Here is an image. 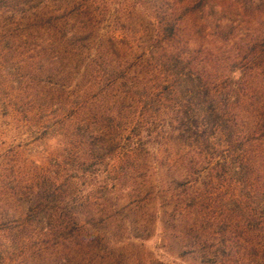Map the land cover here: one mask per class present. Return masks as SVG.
I'll use <instances>...</instances> for the list:
<instances>
[{
	"label": "trees",
	"instance_id": "trees-1",
	"mask_svg": "<svg viewBox=\"0 0 264 264\" xmlns=\"http://www.w3.org/2000/svg\"><path fill=\"white\" fill-rule=\"evenodd\" d=\"M59 2L57 9L41 7L30 16L26 37L29 45H58L55 61L39 57L21 66L24 96L46 112L41 122L53 127L50 139L61 147L76 144L81 162L94 166L99 156H109L105 143H97L106 134L97 127L106 118L98 103L114 93L121 109L135 90L133 103L143 107L157 95L175 142L188 151L185 185L198 182L190 179L198 164L208 165L201 189L187 195L190 208H183L177 229L185 253L204 264H264V0H139L145 9L152 2L154 24L140 49L103 26L98 0ZM91 90L103 101L92 103ZM71 109L78 110L73 122L64 118ZM228 187L233 190L225 194ZM36 193L24 201V213L44 221L54 212L49 204H73L67 195L57 199L48 182ZM217 200L219 212L212 213ZM74 219L59 227L72 230L63 245L76 250L73 264L123 263L103 234ZM50 226L46 222L45 229Z\"/></svg>",
	"mask_w": 264,
	"mask_h": 264
},
{
	"label": "rangeland",
	"instance_id": "rangeland-1",
	"mask_svg": "<svg viewBox=\"0 0 264 264\" xmlns=\"http://www.w3.org/2000/svg\"><path fill=\"white\" fill-rule=\"evenodd\" d=\"M98 1L101 4L96 5L104 9V27L128 37L130 46H145L141 44L147 43L154 27L152 2L145 9L139 0ZM59 5V0L0 2V264H59L66 257L73 264L76 250L63 245L72 230L60 231L59 227L73 223L76 216L106 237L105 243L115 249L122 264H204L185 253L177 229L183 208L189 206L187 195L201 189L200 175L208 165L198 164L190 178L198 182L185 185L182 177L188 151L175 142L170 119L157 95L141 107L133 103L139 97L133 90L120 109L114 93L103 101L96 90L89 92L92 103L103 101L98 104L106 118L97 127H104L106 134L97 143H105L109 153L106 159L99 156L94 166L81 162L76 144L57 146L50 139L53 127L41 122L46 112L25 98L27 74L21 66L39 57L45 64L54 62L59 49L58 45H29V18L41 7L51 10ZM67 59L65 62H71ZM77 111L64 112V118L73 122ZM57 121L66 127L61 119ZM44 182L51 184L57 199L67 195V201L73 202L64 209L60 203L49 204L54 212L46 221L24 213L23 205L29 195L39 196L36 192ZM232 190L228 187L223 192ZM220 203L211 204L212 213L219 212ZM46 222L52 225L48 231Z\"/></svg>",
	"mask_w": 264,
	"mask_h": 264
}]
</instances>
